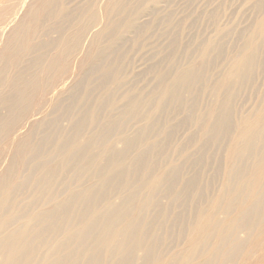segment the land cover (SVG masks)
<instances>
[{"label": "bare ground", "instance_id": "bare-ground-1", "mask_svg": "<svg viewBox=\"0 0 264 264\" xmlns=\"http://www.w3.org/2000/svg\"><path fill=\"white\" fill-rule=\"evenodd\" d=\"M131 1L109 0L97 10L81 9L78 27L57 37L55 56L36 59L27 72L16 74L35 49L42 19L56 21L67 16V9L64 0H0V153L10 154L0 175V264H264V94L250 113L234 118L232 112L236 98L232 87L242 88L262 63L264 16L247 36L242 52L231 57L222 77L207 89L210 109L204 114L198 106L193 109V114L204 118L201 137L207 146L223 137L228 143L223 162H218L222 165L214 170V179L222 178L220 187L212 190L214 179L213 184L204 183L199 192L202 206L193 221L189 224L186 215L179 219L184 240L179 247L169 244L178 224L170 220L179 197L176 189L181 184L187 197L193 194L188 181L182 180V170L167 166L168 159H163L160 169L146 162L159 152L148 126L138 131L137 154L123 158L117 153L126 149L124 142L97 131L92 115L81 116L83 125L93 126L96 132L88 134L70 121L72 142L56 135L54 145L56 150L70 146L68 152L79 155L78 165L68 168L44 159L32 166L38 129L23 132L55 108L68 86L77 81L76 63L84 71L97 62L107 30L113 29L114 36L122 39L136 26V14L128 16L137 10ZM101 23L100 32L91 28ZM9 30L10 35L4 36ZM78 51L84 53L79 61L74 56ZM214 52L218 54L216 41L207 42L196 54V62ZM199 80L189 67L169 78L164 72L156 103L150 100L145 110L132 100L122 116L158 120L168 104L185 107L194 98L190 87ZM106 124L111 130L118 128L111 117ZM89 140L102 143L95 157H85L91 154ZM205 143L204 178L211 166L209 152L206 155L210 145L207 150ZM71 169L83 177L67 186L63 174ZM92 179L101 186L91 184ZM165 184L169 192L159 198Z\"/></svg>", "mask_w": 264, "mask_h": 264}, {"label": "rangeland", "instance_id": "rangeland-1", "mask_svg": "<svg viewBox=\"0 0 264 264\" xmlns=\"http://www.w3.org/2000/svg\"><path fill=\"white\" fill-rule=\"evenodd\" d=\"M106 1L109 0H64L67 16L56 21L42 19L43 28L35 40V49L15 73L27 72L36 59L53 58L57 37L78 27L76 22L81 9L97 10ZM138 1H131V5L137 7V10L128 14L129 17L136 14V26H131L122 39L119 35L114 36L113 29L107 30L97 62L84 71H80L76 63L74 74L77 81L68 86L67 92L56 103L57 107L49 109L44 118L27 126L23 133L31 128L38 129L33 167L44 159H52L60 161L65 167L74 168L78 165L75 160L79 155L69 153L70 146L54 149L56 135H62L63 140L68 143L72 142L70 138L74 131L70 121L78 123L80 130L88 134L96 132L95 127L107 138L124 142L126 149L117 153L123 158L137 154L141 143L138 131L142 126H148L154 133L153 140L158 143L159 152L146 162L153 163L160 169L164 166L163 159H168L167 166L182 170V180L188 181V189L193 194L187 197V189L181 184L176 189L179 197L175 201L170 220L178 224L169 235V241H173L169 242L170 247L175 249L184 242L179 219L186 215L185 219H188L189 224L193 221L194 212L202 206V195L199 196V192H203L204 183H212L215 167L217 164V167L222 165L228 143L227 138H219L221 144H209L208 150L201 137L204 118L200 114H193V109L198 106L203 114L210 109L211 97L207 89L222 77L231 57L242 52L247 36L264 16V0H144L140 4ZM103 26V23L93 24L91 28L97 27V32H100ZM3 35H10V30ZM210 41H216L218 54L214 52L208 59L196 62V54ZM82 46L86 47L87 43ZM0 47L2 49V43ZM221 51L225 56L223 58H220ZM80 52L74 55L79 58L77 61L84 55ZM261 59L262 63L249 82L242 88L232 87L236 93L232 107L234 118L250 113L261 102L264 94V47ZM187 67L193 73L197 72L200 80L190 87L189 95L194 98L188 99L185 107L168 104L166 112L158 120H132L122 116L132 100H136L145 110L150 100L155 104L154 96L161 87L162 74L167 72L168 78L177 76ZM83 97L86 98L82 99ZM1 108L0 104V111ZM88 115L94 117V127L83 125L81 116L86 119ZM108 117L117 122L116 130H111L106 124ZM2 124L0 122V126ZM2 142L3 139H0L1 146ZM204 143L208 150H205L206 155L210 156L211 162V166L207 167L209 173L205 174L209 176L205 178ZM101 144L89 140L88 149L91 154L85 157H95ZM9 162L10 154L5 156L0 153V175ZM32 172L33 170L30 171ZM210 176L211 179H207ZM82 177L83 174L74 169L63 174L67 186L78 183ZM214 180L213 191L220 187L222 178ZM90 182L101 186L99 180L92 179ZM109 187L111 184L107 183V188ZM167 192L169 188L165 184L159 198H164ZM157 213L158 208H155L152 215L155 217Z\"/></svg>", "mask_w": 264, "mask_h": 264}]
</instances>
